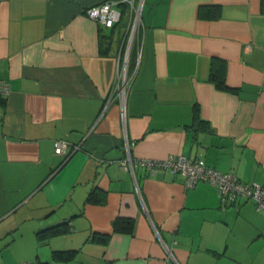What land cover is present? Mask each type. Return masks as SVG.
<instances>
[{"label":"crops","instance_id":"1","mask_svg":"<svg viewBox=\"0 0 264 264\" xmlns=\"http://www.w3.org/2000/svg\"><path fill=\"white\" fill-rule=\"evenodd\" d=\"M101 1L0 0V264H264L252 200L121 163L183 154L264 184L261 0H143L132 44L126 18L85 14Z\"/></svg>","mask_w":264,"mask_h":264},{"label":"built area","instance_id":"2","mask_svg":"<svg viewBox=\"0 0 264 264\" xmlns=\"http://www.w3.org/2000/svg\"><path fill=\"white\" fill-rule=\"evenodd\" d=\"M143 0H103L97 4L88 6L85 14L92 20L102 24L106 28L112 27L124 13L127 16V27L129 31L128 43H131L141 22V8ZM133 74L128 73L127 58L124 60L122 69L114 83V90L122 98L125 96V90L128 83L132 80ZM10 85L0 80V96L9 92ZM78 146L72 145L69 141L63 139H54L53 150L56 154H67L71 148ZM129 149L128 145L126 146ZM123 166L133 167L136 164H142L148 170L166 169L172 172L181 173L185 178L187 187L193 186L198 181H206L215 186L221 196L224 204L233 203L240 198L252 200L256 208L264 210V184L258 182L241 181L231 171H220L214 167L206 165L203 161L192 160L183 154H169L162 159H144L134 160L127 153L121 161Z\"/></svg>","mask_w":264,"mask_h":264},{"label":"trees","instance_id":"3","mask_svg":"<svg viewBox=\"0 0 264 264\" xmlns=\"http://www.w3.org/2000/svg\"><path fill=\"white\" fill-rule=\"evenodd\" d=\"M201 8V7H200ZM200 8H199V13H200ZM261 10L262 12H264V0H261ZM134 47L132 45L130 52H129V56H131V54L133 53ZM129 67V66H128ZM128 73L131 74V71H129L128 68ZM209 80L212 81L214 83V85L216 86V88L223 90V91H234V89H232L231 87H229L226 82H225V75H224V71H223V66H216L215 65V60H212L211 63V68H210V75H209ZM118 222L119 220H115L114 221V230H118L119 226H118ZM126 223V226L124 228L125 231L130 232V230L132 229V221L131 220H126L124 221ZM47 230H49L48 232H54L55 228H48ZM45 232V230H44ZM48 232H45L46 235H48ZM45 233H43V231H39L37 232L38 237L41 239L42 237L45 236ZM53 257L59 260H68L70 258V253L68 252H64V251H54L53 252ZM38 264H45L42 262H39Z\"/></svg>","mask_w":264,"mask_h":264},{"label":"rangeland","instance_id":"4","mask_svg":"<svg viewBox=\"0 0 264 264\" xmlns=\"http://www.w3.org/2000/svg\"><path fill=\"white\" fill-rule=\"evenodd\" d=\"M127 16H128V15H127L126 13H124L123 18H122V21H125V20H126L125 18H127ZM135 36H136V33L134 34V36H133V40L131 41L130 44L134 43V38H135ZM130 44H129V47L131 46ZM127 54L129 55V52H128Z\"/></svg>","mask_w":264,"mask_h":264}]
</instances>
